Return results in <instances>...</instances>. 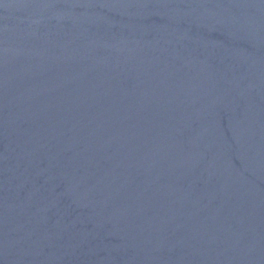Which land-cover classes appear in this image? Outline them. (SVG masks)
Wrapping results in <instances>:
<instances>
[{
	"label": "water",
	"instance_id": "95a60500",
	"mask_svg": "<svg viewBox=\"0 0 264 264\" xmlns=\"http://www.w3.org/2000/svg\"><path fill=\"white\" fill-rule=\"evenodd\" d=\"M0 264H264V0H0Z\"/></svg>",
	"mask_w": 264,
	"mask_h": 264
}]
</instances>
